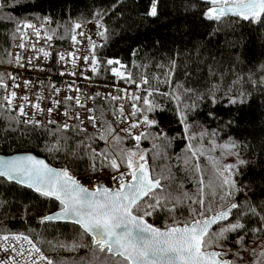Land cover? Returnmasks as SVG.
Masks as SVG:
<instances>
[{"label":"snow or ice","instance_id":"obj_1","mask_svg":"<svg viewBox=\"0 0 264 264\" xmlns=\"http://www.w3.org/2000/svg\"><path fill=\"white\" fill-rule=\"evenodd\" d=\"M71 2L72 0H66L64 6L68 13L67 21L57 23L56 18L50 14L31 17L4 14L8 7H24L25 4L39 8L38 4L33 5V0H0V21L13 25L10 34L19 41L15 46L22 50L26 48L24 41L29 36V29L37 40L42 38L43 33V39L48 42L68 36L71 47L81 45L86 40L88 51L82 60L77 51L37 49L34 43L30 47L33 51L42 52L44 59L58 58L62 66L70 63L73 71L68 75L76 76L75 69L78 66L81 68L80 76L85 81L91 79L86 74L89 70L97 76L110 71L113 77L125 84H134L138 90L143 89L152 98L155 90L149 85L147 76L141 75L138 82L128 71V66L119 59H101L98 50L106 47L110 40L105 17L115 10V4L105 7V0H93L91 18L81 14L73 20L69 8ZM203 3L209 5L201 13L203 20L220 21L226 16H232L264 28V0H203ZM159 4L160 0H150V8L142 19H158ZM37 20L40 21L39 26L35 23ZM86 24L91 25L94 31H85ZM94 37H98L101 42L98 43ZM240 47L242 48V44ZM6 55L10 57L8 64L15 65L12 72L0 74L4 102L0 109L7 125L13 130L20 126L30 128L33 132L39 130V134L48 140L45 150L49 154L58 155L63 152L69 166L83 162L90 173L87 179L94 183L90 190L69 167H53L46 159L34 154L0 155V186L6 184L16 190L25 189L34 194L32 199L42 198L53 204L50 214L37 213L38 227L51 225L53 222L72 226L67 237L53 242L44 239V233L36 232L35 229L15 232L6 223L0 224V230L4 231L0 235V252L5 254L0 259V264H237L238 260H243L240 252L247 251L243 244L249 232L264 233V200L250 199L248 189L253 185L242 186L237 179L243 167L255 164L256 161L243 159L241 152L247 145L232 137L236 123V117L231 114L232 108L239 110L250 101L252 93H231L229 90L231 94L225 93L222 98L215 89L201 92L182 85L177 86L176 92L158 93L159 97L176 101L171 110L172 116L180 126V139L185 141L188 153L183 158V171L192 178L196 187V191L189 195L185 191V185L179 182L171 169L161 168L155 163L176 139L154 118L157 111L167 110L163 104L133 93L130 123L125 118L123 104L119 105L118 112L113 108L111 115L116 117L114 123L119 125V132L126 134L125 136L118 135L117 129L107 119L101 120L103 131L97 128L98 117L94 113L98 110L88 107L87 102L91 100L95 103L100 93L89 95L75 81L68 83L67 88L77 95H66L63 98H56L60 89L49 84L54 94L51 97L53 106L41 107L40 101L44 97L40 95L32 103L27 93L20 96L21 103L17 106L14 103L18 95L15 89L27 90L35 83L25 78L19 70L46 69L34 65L31 56L25 57L18 52L14 56L12 53ZM242 55V51L235 55L239 63H243ZM172 64H175L174 60ZM261 69L264 70V65H261ZM65 74L63 71L59 72L60 76ZM17 77H20V81ZM156 79L159 81V77ZM248 82L264 96V77L257 81L250 75ZM127 94L126 88L117 86L116 94L109 92L106 98L121 101ZM224 98L227 105L223 115L220 111L211 109L207 113L211 121L217 122L214 129H209L195 119L206 100L216 106ZM82 99L85 101L83 104ZM65 101L68 103H64ZM138 102L143 106L138 108ZM62 104V118L57 121L53 118V113L60 114L58 110ZM26 106L31 111L26 110ZM84 108H87L88 114L82 119V113L77 109ZM13 112H18V115L10 116ZM104 115L100 111V116ZM171 122L170 120L169 123ZM89 124L94 129L93 132H89ZM141 126H144L143 130H138ZM5 131H8L7 127ZM221 133L228 141L221 147L228 150L227 155L235 157V163L223 164L220 158L212 155L217 149ZM126 140L134 141V144L129 148L119 147ZM144 140L152 142V165L149 164L148 150L141 148ZM110 141L114 142L112 147H109ZM205 141L210 147L205 146ZM100 142H103V146H100ZM69 156L72 157L71 160L67 159ZM204 156L211 164L207 174L199 163ZM180 159L177 157L178 161ZM179 167L178 163L177 168ZM260 186L264 188V181ZM241 194L242 199H238ZM3 204L4 201L0 200V206ZM34 210L35 206L23 207L21 218H26ZM157 221L161 223L158 224ZM37 236L40 239H36ZM230 236L235 237L233 243L234 246H239V251L224 249V242ZM44 244L48 245V252L63 250L75 254L85 250V254L70 255L68 259L53 257L42 248ZM229 254L237 259L228 260L226 257ZM257 255L260 259L255 264H264V252L257 253L253 249L252 256Z\"/></svg>","mask_w":264,"mask_h":264},{"label":"trees","instance_id":"obj_2","mask_svg":"<svg viewBox=\"0 0 264 264\" xmlns=\"http://www.w3.org/2000/svg\"><path fill=\"white\" fill-rule=\"evenodd\" d=\"M65 2L66 0H33V5L38 4L39 8L25 4L24 7H8L4 10V14L17 17L50 14L56 18L57 23H63L68 19V13L64 10ZM113 4H115V10L110 11L105 17L110 40L106 47L98 50L101 59H119L128 66V71L138 82L141 75L147 76L149 85L155 90L152 98H149L143 89L138 90L134 84L129 85L133 93L145 99H154L157 104L164 105L167 110L157 111L154 118L165 127L171 136L176 138L171 148L155 163L161 168L171 169L179 182L185 185V191L189 195L196 191L194 181L183 171V158L188 153L185 141L180 139V126L175 123L172 116L171 110L175 107L176 101L167 97H159V92H176L177 86L182 85L184 88L201 92L215 89L217 95L222 98L225 93H229V90L231 93L239 91L252 93L250 101L239 110L236 107L232 108L231 114L236 117L232 137L247 145V148L241 152L242 158L256 161L255 164L243 167L237 178L238 182L242 186L253 185L248 189L250 199L264 200V188L260 186L264 181V96L255 91L248 82L250 75L257 81L264 77V70L261 69V65H264V28L249 24L238 17H224L220 21L203 20L201 13L209 5L199 0H160V15L155 20L147 17L142 19L146 10L150 8V0H105V7ZM69 8L73 20L81 14L90 19L93 0H72ZM50 27H55V25H50ZM12 28L13 25L10 23L0 21V68L9 66V57L6 54L9 53L14 40L10 34ZM70 41L68 36L64 39H57L59 45H67ZM241 51L243 52V63L235 59V55ZM170 68L171 71H169ZM156 77H159V81ZM98 78L114 80L110 71H104ZM2 95L3 90L0 89V105H3ZM116 105V101L100 99L96 101L97 113L100 115V111H103L105 115L101 117L102 120L107 119L114 128H116V123H114V116L111 112L113 108L117 110ZM226 105V98L216 106L206 100L195 119L204 123L209 129H214L217 122L211 121L207 113L211 109L220 111L223 115ZM142 106V103L138 102L137 107ZM9 115L14 116L12 113ZM170 120L171 123H169ZM6 127L8 131H5ZM47 143L48 140L39 134V130L33 132L30 128L26 129L23 126L13 130L7 125L3 118V111L0 109V154L33 153L45 158L55 167H69L75 176L90 175L83 162L69 166L63 152L58 155L49 154L45 150ZM225 143H228L227 138L221 133L217 149L212 155L220 158L223 164L235 163V157L227 155L228 150L221 147ZM113 144L114 142L110 141L109 147ZM133 144V141L126 140L119 147L129 148ZM100 146H103V142H100ZM141 146L148 150L149 164L152 165L151 140L142 141ZM205 146L210 147L207 141H205ZM177 157L181 159L178 161ZM67 159L71 160L72 157L69 156ZM178 163L179 169L177 168ZM199 163L207 174L211 167L207 157H201ZM33 195L22 188L16 190L11 185L0 186V200L4 201V204L0 206V224L6 223L15 232H26L29 228L35 229L36 232L44 233V239L53 242L67 237L71 232V225L52 223L37 226L39 219L37 213L50 214L53 204L43 201L42 198L34 200ZM238 199H242V194L238 196ZM25 206H35V210L30 211L26 218L22 219V209ZM0 234H4V231L0 230ZM36 239L40 237L37 236ZM234 239V236H230L224 242V249H231L232 252L239 251V246H234ZM243 247L247 251L240 252L243 260H238L237 264H255L260 257L259 255L253 257L252 250L255 249L257 253L264 252V233L249 232L245 237ZM42 248L48 255L60 256L64 259H68L70 255L83 256L85 254V250L75 254L63 250L48 252L47 244L42 245ZM226 258L237 259L231 254Z\"/></svg>","mask_w":264,"mask_h":264},{"label":"built area","instance_id":"obj_3","mask_svg":"<svg viewBox=\"0 0 264 264\" xmlns=\"http://www.w3.org/2000/svg\"><path fill=\"white\" fill-rule=\"evenodd\" d=\"M35 23H37V25L39 26L40 22L35 21ZM85 31H89L92 30L94 31V29H92L91 25L86 24L85 25ZM29 33V36L25 37V43H26V48L25 49H19L17 48L15 45L17 43H19L18 40H13L11 47H10V51L9 53H12L13 56L15 53H20L22 56L28 57L31 56L33 57V64L34 65H39V67H43L46 70L45 71H40L39 68L33 70L31 68L26 69V70H19L22 75L25 78H28L32 81H34V85H30L28 87L27 90L23 89V88H19V89H15L17 91V99L14 101V103L18 106L21 103L20 100V96H22L23 94L27 93L30 97V101L32 103L36 102V96L40 95L42 97H44L40 103H41V107H49V106H53L51 103V97L54 96V94L52 93V89L51 87H49V84H54L56 85V87H58L60 89L59 92V96L56 98H63L66 95H72L75 96L77 95V93L74 92H70L67 88V84L71 83L72 81H75V84L78 85L83 92L88 93L89 95H94L95 92H99L100 95L96 98L97 100H103V101H111L110 97H107V94L109 92H112L113 94H116V87L119 86L120 88H126L128 90V94L127 97L124 100L121 101H116L117 105V112L119 111V105L123 104L125 107V118L127 120V122H131V119L129 118V113L131 112V96L133 94L132 88L129 84H125L124 82L121 83L119 80V78L114 77L113 81H108V80H100L98 78V76L96 74H92L90 72V70L86 73L87 75H89L91 77L90 80L85 81L82 76H80V71L81 68L78 66L77 69H75V71L77 72L76 76H71L68 75V73H70L71 71H73L71 64H67L65 66L61 65V62L57 59L53 60L52 57H49L48 59H44L43 58V53L42 52H37V51H33L32 48L30 47V44L34 43L35 47L37 49L40 48H44L46 50L49 51H53V49H55V52H70V51H77V55L80 57V59L82 60L83 56L87 54L88 51V45H87V41L85 40V42L81 45L75 46V47H71V41L67 44V45H59L57 42V39H54L51 42H48L47 40L43 39V33L41 34L42 38L37 40L35 36L31 35V29L27 30ZM78 39H80V37H78ZM94 39L97 40L98 43H100L101 41L99 40L98 37H94ZM49 43H51V47H49ZM55 55V53H54ZM37 57H39V59H37ZM10 59V57H9ZM79 63V62H78ZM13 69H15V65H9L7 68L8 72H12ZM65 72L66 74L64 76H60L59 72ZM18 81H20V77H17ZM41 82H43V87H41ZM8 83L11 85V82L8 81ZM120 95H124V93H120ZM85 101L82 99L81 103L83 104ZM4 103V102H3ZM64 103H68L67 101H65ZM88 107H95L96 108V102L93 103L91 100H89L87 102ZM72 107L74 108L75 105L73 104ZM26 110L31 111L30 108H28L26 106ZM64 110V105L62 104L60 106V109L58 110L60 114H58L57 112L53 113V118L57 119V121H60L62 118V112ZM70 111L72 110L71 108L69 109ZM79 111H81L82 116L81 118H84L85 114L87 113V108L84 109H77ZM14 116L18 115V112H13L12 113ZM97 117H98V121H97V128H101V116L96 112L94 113ZM40 118V117H38ZM139 118V116H138ZM114 120H116V117H114ZM89 128V132H93L94 129L91 128V125H87ZM118 130H119V125L117 124ZM144 126H141L140 129L138 130H143ZM3 235V234H0ZM4 253L0 252V259L4 258ZM19 259V258H18Z\"/></svg>","mask_w":264,"mask_h":264},{"label":"rangeland","instance_id":"obj_4","mask_svg":"<svg viewBox=\"0 0 264 264\" xmlns=\"http://www.w3.org/2000/svg\"><path fill=\"white\" fill-rule=\"evenodd\" d=\"M7 68H8V66H4V67H1L0 68V74H2V73H5L6 71H7ZM107 79V78H106ZM117 111V110H116ZM115 127H116V129H117V134H121L122 136H125L126 134H124V133H122V132H119V130H118V127H117V124L115 125ZM134 142V141H133ZM141 148H142V146H141ZM89 175H86V176H76L78 179H80L84 184H85V186H87V187H92V184L94 183V182H92V181H89L88 179H87V177H88ZM114 187V186H113Z\"/></svg>","mask_w":264,"mask_h":264},{"label":"water","instance_id":"obj_5","mask_svg":"<svg viewBox=\"0 0 264 264\" xmlns=\"http://www.w3.org/2000/svg\"><path fill=\"white\" fill-rule=\"evenodd\" d=\"M199 1H201V2H203V0H199ZM226 17H232V16H226ZM18 154H25V153H16V154H13V155H18ZM30 154H33V153H30ZM0 155H2V154H0ZM9 156H11V155H9ZM39 158H41V159H45V158H43V157H40V156H38ZM47 161V160H46ZM48 162V161H47ZM49 163V162H48ZM53 166V165H52ZM53 167H55V166H53ZM57 168H59V167H57ZM78 179V178H77ZM81 183L82 184H84L82 181H81ZM84 186H85V184H84ZM85 187H87V186H85ZM91 190V189H90ZM53 223H63V222H53ZM229 260V259H228Z\"/></svg>","mask_w":264,"mask_h":264},{"label":"bare ground","instance_id":"obj_6","mask_svg":"<svg viewBox=\"0 0 264 264\" xmlns=\"http://www.w3.org/2000/svg\"><path fill=\"white\" fill-rule=\"evenodd\" d=\"M90 189H91V187H90Z\"/></svg>","mask_w":264,"mask_h":264}]
</instances>
